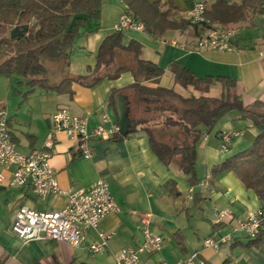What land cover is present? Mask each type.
<instances>
[{"label": "crops", "instance_id": "0c3cea01", "mask_svg": "<svg viewBox=\"0 0 264 264\" xmlns=\"http://www.w3.org/2000/svg\"><path fill=\"white\" fill-rule=\"evenodd\" d=\"M147 1L165 4L167 0ZM213 1L173 0L172 18L185 19V13L196 3ZM225 1L241 3V0ZM126 13L128 10L122 0H101L98 17L86 20L68 48L67 57L41 61L47 79L44 87H29L24 77L12 80L14 75L0 74V102L19 153L26 155L42 148L51 129L52 116L60 108H67L75 116L86 117L89 132L103 125L104 114L109 123L118 125L116 109L109 97L112 90H123L134 82L131 73H122L114 80L103 79L92 87L70 81L61 86L60 91L55 88L63 80L84 76L88 68L94 67L101 42L115 32V24ZM257 15L264 16V13L250 11L244 21L230 24L239 30L230 51L198 50L191 26L166 31L160 37L148 35L143 30H123L121 46L127 47L132 42L138 44L141 47L139 57L163 71L160 77L145 83L150 87L171 89L183 98L200 96L196 89H185L175 82L169 70L175 64L199 79L235 81L237 94L245 106L255 101L264 104V56H259L264 49V32H248ZM126 60L127 57L120 56L118 62L123 64ZM14 84L20 86L19 90L13 87ZM23 85L27 89L25 92H21ZM220 90L216 84L206 95L216 97ZM260 131H264V126L258 129L250 121L240 119L235 112L227 114L197 145L195 171L199 183L194 188L189 187L186 175L173 166H165L156 157L144 132L129 135L121 141L113 139L114 136L108 139L91 137L90 159L77 154L73 140L57 133L50 165L56 172L60 189L64 192L88 190L102 178L108 183L119 212L104 218L97 229L87 230L86 241L79 248L53 241L23 243L10 232L17 210L26 206L38 212H53L62 209L67 198L60 195L41 200L29 187L0 185V264H115L121 249L140 242V215L144 213L152 215L151 230L162 236L163 246L157 254L142 256L141 264L173 263L193 253H198L207 264H264V243L257 248H247L244 246L247 242L240 239L219 250L203 248V240L215 231V210H227L236 220H242L250 213L264 209V200L245 189L233 173L210 174L213 166L248 149ZM225 133L235 136L227 151L221 152L220 139ZM12 171L13 168L3 171L6 182ZM170 179L176 182L178 197L163 188ZM99 233L110 236L108 245L104 252L92 254L86 246L99 242Z\"/></svg>", "mask_w": 264, "mask_h": 264}, {"label": "trees", "instance_id": "16d2710c", "mask_svg": "<svg viewBox=\"0 0 264 264\" xmlns=\"http://www.w3.org/2000/svg\"><path fill=\"white\" fill-rule=\"evenodd\" d=\"M122 1L128 15L141 23L148 35L160 37L166 31L191 26L186 19L172 18L173 0L165 4L147 0ZM204 5L206 19L211 25L240 23L250 11L264 13V0H241L240 4L215 0ZM100 7L101 0H0V74L24 77L29 87L46 86V71L41 61L67 57L74 37L87 19L98 17ZM15 28L21 31L26 28V31L12 39L10 33ZM121 36L122 31H115L104 38L94 67L88 68L84 76L63 80L55 89L60 91V87L70 81L92 87L103 79L114 80L122 73H131L134 82L123 90H112L109 97L113 106L118 94H125L130 102L129 132L124 137L118 132L113 139L121 141L144 132L156 157L165 166H173L186 175L189 187L194 188L199 183L195 171L197 145L227 114L235 112L258 129L264 126V104L255 101L243 105L236 82L228 78L199 79L187 69L172 64L169 70L175 82L185 89H196L200 96L183 98L171 89L146 85L160 77L163 71L139 57L141 47L138 44L121 46ZM120 56L127 57L123 64L118 62ZM216 84L221 87L219 94L207 96ZM230 172L245 189L253 191L257 199L264 200V131H260L248 149L213 166L210 174ZM163 188L173 197L179 196L174 180L166 181ZM262 244L261 239H257L247 241L244 246L257 248Z\"/></svg>", "mask_w": 264, "mask_h": 264}, {"label": "built area", "instance_id": "2783aa9c", "mask_svg": "<svg viewBox=\"0 0 264 264\" xmlns=\"http://www.w3.org/2000/svg\"><path fill=\"white\" fill-rule=\"evenodd\" d=\"M184 18L194 28L196 47L198 50H232L233 39L237 29L233 26L211 25L205 16V5L195 4L188 10ZM143 30L141 23L128 14L121 15L115 24V31L127 29ZM16 29V28H15ZM264 56V49L259 52ZM103 125L88 131L86 117L73 115L67 108L58 109L52 116V125L41 149H34L29 154H21L11 138L6 112L0 102V185L8 187H29L35 196L41 200L49 196L64 195L66 205L53 212H38L21 206L14 215L10 232L23 243L30 241H53L67 243L73 248H79L86 241V232L97 229L99 223L111 214L119 212L108 183L100 178L88 190L64 192L60 189L56 172L50 165L54 151L55 135L63 133L75 142V150L83 158L90 159V138H112L119 132L117 124H111L107 116L102 115ZM108 123V125H107ZM107 125V126H106ZM235 136L225 133L221 136L220 150L226 152ZM13 168L8 182L3 171ZM214 225L227 229L223 233L215 231L203 240V248L219 250L223 246L232 245L240 239L253 241L264 238V209L250 213L245 219L236 220L227 210L214 211ZM152 215H140L141 240L134 247L121 249L115 258V264H141V257L152 256L161 251L163 238L151 230ZM99 242L86 246L92 254L102 253L108 245L109 235L99 233ZM160 264H207L198 253H193L183 260L173 263L162 261Z\"/></svg>", "mask_w": 264, "mask_h": 264}, {"label": "water", "instance_id": "95a60500", "mask_svg": "<svg viewBox=\"0 0 264 264\" xmlns=\"http://www.w3.org/2000/svg\"><path fill=\"white\" fill-rule=\"evenodd\" d=\"M23 31H26V28ZM23 31L18 29L12 30L10 33L11 38L14 39L21 36ZM115 109L118 118L119 134L123 137L127 136L131 126L129 121L130 107L127 96L118 94L115 97Z\"/></svg>", "mask_w": 264, "mask_h": 264}, {"label": "rangeland", "instance_id": "374dc122", "mask_svg": "<svg viewBox=\"0 0 264 264\" xmlns=\"http://www.w3.org/2000/svg\"><path fill=\"white\" fill-rule=\"evenodd\" d=\"M231 26V25H230ZM234 28H237L236 25H232ZM239 32V30L237 31V33ZM248 32H252V33H263L264 32V16L262 15H257L255 16L254 20H253V26L251 28L248 29ZM43 62H46L45 60H43ZM16 78H22L21 76H18V75H14L12 77V80H15ZM13 87L17 88L20 87L17 85H13ZM19 90V89H18ZM27 89H26V86L23 85V89L21 90V92H25ZM208 229L210 227H207ZM210 230V229H209ZM216 231H221L223 233L227 232L228 230L227 229H222V228H217ZM262 243H264V238L261 239ZM244 242H247L246 239H244Z\"/></svg>", "mask_w": 264, "mask_h": 264}]
</instances>
